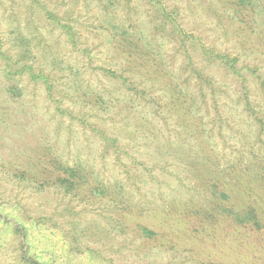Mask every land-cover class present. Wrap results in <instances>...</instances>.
Listing matches in <instances>:
<instances>
[{"label": "rangeland", "instance_id": "obj_1", "mask_svg": "<svg viewBox=\"0 0 264 264\" xmlns=\"http://www.w3.org/2000/svg\"><path fill=\"white\" fill-rule=\"evenodd\" d=\"M42 1L78 28L79 41L73 48L32 1L0 0L5 47L27 46L54 83L50 96L26 75H7L0 60V264H264V116L258 123L233 95L237 83L207 67L222 90L212 98L208 89L180 116L161 85L139 82L143 92L134 94L93 68H122L108 55L114 33L125 30L179 72L172 19L237 52L236 20L224 1ZM258 50H243L239 65L264 73ZM247 78L251 105L264 114V91ZM91 92L104 102L88 101ZM82 117L116 142L99 139ZM60 162L89 183L61 184ZM98 185L105 194L91 190ZM250 210L257 224L235 220Z\"/></svg>", "mask_w": 264, "mask_h": 264}, {"label": "trees", "instance_id": "obj_2", "mask_svg": "<svg viewBox=\"0 0 264 264\" xmlns=\"http://www.w3.org/2000/svg\"><path fill=\"white\" fill-rule=\"evenodd\" d=\"M30 1L35 3L41 10L46 20L56 25L67 36L68 41L76 49L79 41L78 28L69 21L64 20L59 10L48 7L44 1ZM223 1L228 6V10L231 11L233 19L236 20V25L230 33L232 34L231 37L234 38L233 42L235 45L233 47H236L237 52H227L216 48L213 43H207L203 38L194 35L193 32L186 31L180 26L178 27L175 19H172L173 28L171 31L173 33L178 32V49H181V51H176L177 58L180 59L181 63L179 72L173 71L171 65L166 62L164 55L160 51L150 49L143 43L142 37L135 36L125 30L114 33L115 35L112 37V52L108 55L111 59H119L120 63H122V68L112 69L102 66L93 68L104 76L125 85L128 88L127 90L130 89L134 94L143 92L139 82H149V86L161 85L171 102L170 111L180 114V116H186L191 113L192 101L196 97H202L205 100L208 89H210L209 95L212 98L218 97L219 92L222 90L221 86L215 84L214 76L207 69L211 65H216L226 71L232 81L237 83L233 95L238 100H243L255 120L262 124L264 114L261 110H257L251 105V85L247 75L249 73L259 84L261 91H264V73H260L256 66L250 67L246 63L239 65V61L243 50L250 52L260 49L258 51L264 53V0ZM164 12L166 13L165 10ZM227 20V17L221 20L223 26L221 30L225 35L228 32ZM163 23L164 19L159 24L161 28L164 27ZM20 44L24 45V42ZM12 46L14 45L5 47V42L0 37V60L3 62L6 74L12 77L26 75L28 80L43 84L47 93L51 96L54 87L50 77L51 74L33 65V55L27 46H23L18 50L17 48L19 47L17 46L15 51ZM87 51L83 50V52ZM134 77L139 80L137 83L132 80ZM217 91L218 94L216 95ZM86 97L88 101L93 100L95 103H98L95 100L104 102L98 92L88 93ZM60 111L71 117L72 111L67 108H60ZM81 122H84V126L95 131L102 141L110 142L111 145L116 142V139L110 137L104 129L92 126L85 117H82ZM56 168L63 172L64 175L63 177L62 174L61 176L58 175L56 177L57 181L61 182V184H68L69 188L76 189L75 186L82 188L89 183L87 179L89 176L77 167L62 165L60 162L56 163ZM91 190L97 194L106 193L105 188L100 185L91 187ZM220 194L223 197L225 196L223 192H220ZM248 213L249 215L246 213L247 215L244 218H241L238 213L235 214V220L241 224H246L250 221H254V224H257L255 213L252 210L248 211ZM142 230L145 234L152 235V232L147 228L142 227ZM25 261L28 264H39L31 258H26Z\"/></svg>", "mask_w": 264, "mask_h": 264}]
</instances>
